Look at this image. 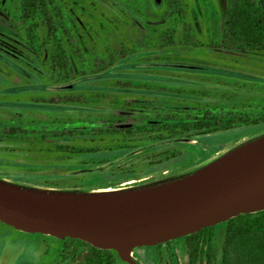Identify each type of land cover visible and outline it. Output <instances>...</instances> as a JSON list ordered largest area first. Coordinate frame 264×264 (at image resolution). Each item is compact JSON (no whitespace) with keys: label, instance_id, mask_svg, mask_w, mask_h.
<instances>
[{"label":"rangeland","instance_id":"rangeland-1","mask_svg":"<svg viewBox=\"0 0 264 264\" xmlns=\"http://www.w3.org/2000/svg\"><path fill=\"white\" fill-rule=\"evenodd\" d=\"M113 1L129 8L133 1L130 9L140 20L110 0H55L79 46V54L69 53L71 76L62 78L49 67V46L39 56L27 47L20 0H0V104L8 103L0 105V128L15 124L31 135L63 134L49 147L0 143L3 181L39 191H126L182 176L264 134L262 123L233 125L183 133L178 137H190L189 141L155 145L158 135L168 136L150 131L156 116L169 114L178 120L205 111L230 117L263 114L264 54L250 58L218 47L228 0H179L172 11H163V0L159 5L151 0ZM179 14L193 31L185 40ZM171 28L176 32L173 43L158 44L160 31ZM122 47L136 54L135 64H190L249 77L161 67L118 68L126 60L114 51ZM108 62L110 76H98L101 72H95V63ZM62 80L75 82L78 88H41ZM121 129L132 134L116 131ZM148 145L154 146L104 170L61 174L114 162L122 158L120 154ZM224 230L225 223L214 225L213 258L207 260L204 248L200 264H219ZM61 246L49 236L22 233L0 223V264H66ZM131 254L139 264H187L184 237L137 247Z\"/></svg>","mask_w":264,"mask_h":264},{"label":"water","instance_id":"water-1","mask_svg":"<svg viewBox=\"0 0 264 264\" xmlns=\"http://www.w3.org/2000/svg\"><path fill=\"white\" fill-rule=\"evenodd\" d=\"M153 4L160 0H151ZM153 67L209 71L180 63ZM70 90L73 83L49 86ZM176 138L172 141H189ZM170 142V141H168ZM144 146L97 167L63 171L83 174L109 168L151 148ZM264 210V134L174 179L126 191H39L0 179V223L27 234L77 239L100 250H114L126 264H139L132 250L155 246Z\"/></svg>","mask_w":264,"mask_h":264},{"label":"trees","instance_id":"trees-1","mask_svg":"<svg viewBox=\"0 0 264 264\" xmlns=\"http://www.w3.org/2000/svg\"><path fill=\"white\" fill-rule=\"evenodd\" d=\"M110 1L115 4L113 0ZM178 3L179 0H163V11L176 9ZM130 4V8H132L134 2L131 1ZM115 5L123 13L140 20L129 7L119 4ZM177 12L179 11L177 10ZM19 16L27 26L24 41L29 50L34 55L39 56L49 46V67L51 70L61 73L62 78H69L72 74L69 53L79 54V46L77 40L72 35L71 29L66 24L61 8L55 0H20ZM178 16L183 32L181 39L185 40L191 37V32L193 31L190 25L183 21V15L179 14ZM165 18L166 16L163 15V20ZM40 31H43L44 37L42 38L40 37ZM175 33V29L172 28L160 31L157 37L158 44H161V46L172 44ZM218 47L225 51H232L250 58H258L264 54V0H228ZM114 52L116 54L120 52V59L126 60V63L118 68L153 67L145 62L139 64L133 63L132 61L133 58H136V54L128 53V50L124 47L120 49L115 48ZM111 66L110 62L103 65L101 63H95L94 68L97 69L95 72H101L98 76L109 77L110 73L107 70ZM211 69L203 72L247 76L220 69ZM138 76L141 75H125L124 77ZM63 81L51 82L48 85L41 86V88L44 90H52L48 87L63 85ZM73 85V90L78 88L75 82H73ZM73 100L65 99L64 101L72 102ZM74 101L79 100L77 98ZM7 104L2 103L0 105L4 106ZM155 119L154 124L149 125L150 131L167 132L168 134V136L158 135L156 137L154 144L160 145L161 143L171 142L173 139L180 138L178 135L191 131L213 132L232 128L233 125L264 124V113L258 116H243L239 113H233L230 117L229 115L221 113L205 111L201 114L187 117L186 119L180 118L177 120L169 114L166 116H156ZM116 131L132 134L129 129ZM176 131L179 133H176ZM32 134L22 125H3L0 128V143H31L49 147L52 146V142L59 140L63 136V134H53L49 137L47 131L40 135ZM88 152L81 151L79 153L88 154ZM126 153L120 154L118 157H123ZM224 223L225 230L219 264H264V210L251 214L237 215ZM213 227L210 226L200 229L184 237L187 264H200L204 248L207 250V260L210 261L213 258L211 247ZM50 238L54 241L61 242V258L64 262L66 261V264H126L118 258L114 250L96 249L88 243L77 239L64 238L59 240L54 237Z\"/></svg>","mask_w":264,"mask_h":264},{"label":"bare ground","instance_id":"bare-ground-1","mask_svg":"<svg viewBox=\"0 0 264 264\" xmlns=\"http://www.w3.org/2000/svg\"><path fill=\"white\" fill-rule=\"evenodd\" d=\"M199 159H200V158H199ZM187 162H188V161H187ZM182 164H183V163H182ZM182 164H181V165H182Z\"/></svg>","mask_w":264,"mask_h":264},{"label":"flooded vegetation","instance_id":"flooded-vegetation-1","mask_svg":"<svg viewBox=\"0 0 264 264\" xmlns=\"http://www.w3.org/2000/svg\"><path fill=\"white\" fill-rule=\"evenodd\" d=\"M60 7V6H59Z\"/></svg>","mask_w":264,"mask_h":264}]
</instances>
